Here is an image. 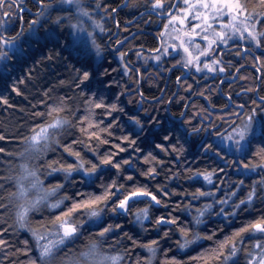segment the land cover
I'll return each instance as SVG.
<instances>
[{
	"label": "snow or ice",
	"instance_id": "obj_1",
	"mask_svg": "<svg viewBox=\"0 0 264 264\" xmlns=\"http://www.w3.org/2000/svg\"><path fill=\"white\" fill-rule=\"evenodd\" d=\"M29 3L31 8L24 4V0H0V65L14 63L20 45L25 42L23 38L26 33L44 25L46 30L58 29L60 35L67 30L68 35L76 33L77 37L87 30L90 43L84 41L86 54L94 52L99 56L111 45L112 49L117 50L123 71L129 75L133 70L126 62L127 56L135 50L137 64L141 58L144 64L155 61L157 66L162 61L172 59L173 64L168 66V70L174 67L182 69L181 75L175 78L178 89L181 86L185 91L193 89L194 78L193 83L184 79V76L192 73L198 76L216 74L208 76V79L216 81L218 76L219 81L209 84L206 80L204 87L198 93H193L204 101L203 105L198 106L192 104L190 99L179 97L184 108L180 109L179 115L173 114L167 127L161 125L157 116H152L149 123L161 129L162 136L160 142L154 143L152 150L144 151L135 147L137 137L131 132L115 135L121 131L120 116L116 114L127 115L124 107L117 99L109 102L99 94V90L91 89L92 73L87 65L81 68L73 65L76 76L69 87L75 94L72 97L67 94L52 97L45 90L43 98L33 105L35 110L29 112V124L21 122L25 134L16 139L22 147L11 155L22 159L27 157L32 161V166L22 163L21 175L10 172L0 177V182H16L13 191L0 197L3 200L0 212L13 208L15 212L12 225L5 218V226H0V233L14 230L13 226L30 233L29 238L20 241V247L0 236V264H153L158 242L168 237L170 230L171 234L179 236L176 241L179 249L189 248L190 245L195 247L197 242L214 243L200 249L196 256L188 257L187 261L171 256L165 257L161 264H168L169 261L171 264H188L191 261L196 264H264V0L252 4L249 0H143V3L139 0H121L116 7L105 0H95L91 6H87L85 0H29ZM65 5L73 11H65ZM125 5L136 10L143 9L148 17L143 21L146 28L154 23L152 17H157L154 47L145 50L143 45L135 44L124 51L122 49L130 37H123L120 33V21H114L118 29L116 33L106 27V22L111 21ZM24 12L30 16L28 20H25ZM104 36L108 39L105 40ZM116 36L121 38L114 39ZM54 55L58 56L59 52L49 51L46 59ZM226 56L231 59L226 60ZM245 69H250V73ZM135 72L140 73V68H135ZM228 74L232 83L227 91H223L221 85L227 82ZM24 81L25 76L17 77L8 85L9 90L22 94L20 85ZM135 82L139 84L140 80ZM120 95L116 94L117 97ZM140 99H144L142 92ZM156 99L153 97L152 102L155 103ZM160 99L163 100V95ZM174 99L177 98L169 96L168 102ZM214 100L218 102L213 103ZM0 103L9 105L6 93L0 94ZM98 111L110 123L98 119ZM37 120L39 123L35 122ZM128 120L134 131L142 130L139 116H128ZM67 129L74 130L77 139L69 138L67 143L62 144ZM0 138H4V133H0ZM194 139L199 141L200 155L196 156L195 161L190 156L186 165L200 163L201 156L212 157L225 163L228 168L235 165V175L240 179L232 182L230 192L220 195L227 186L226 176L223 168L212 166L203 170L187 166L168 169L165 181L175 182L185 174V182L201 185L192 191H178L177 188L166 190V185L160 183L149 187L136 180L137 175L154 180L160 174L158 169L166 162L179 164L177 159H160L155 153L156 149L182 158L188 155L186 145ZM80 144L88 149L87 155L91 159H85L79 150H75ZM101 144L110 146L103 154H100ZM53 145L74 157L75 163L49 161L42 166L38 164L37 161L45 157ZM126 149H131V152L121 159L120 154L125 153ZM4 151L0 148V153ZM42 170L61 171L66 178L69 174L76 175L78 180L85 182L86 188L93 186L97 178L102 183L95 190L77 192L72 198L64 193L59 199H50L51 194L62 191V186L57 182L45 187L40 175ZM102 172L108 173L109 178L101 177ZM189 172L190 175H187ZM249 174L255 179L250 180L247 191L241 196ZM2 187L3 183H0ZM29 190L36 194L29 195ZM171 195L182 198L171 207L186 209L191 213L190 219L182 220L168 212L155 216L153 220L150 206L165 204L166 198ZM69 199L70 206L61 211L58 206L62 207ZM142 199L148 203L143 207H132ZM214 206L225 220L236 223L235 218L241 217L239 225H214L206 232H200L198 229L205 226V216L216 215ZM46 209H56L49 226L41 223L32 227L29 215L43 213ZM105 211L130 215L141 225L150 221L154 228L164 229L163 237L157 232L155 239L143 244L133 240L129 249L145 248L148 255L140 257L137 254L135 260H125L124 257H130L129 249L111 250L115 243H119L113 233L121 229V224L108 223L103 227L93 224L94 218H101L102 221ZM78 216L82 218L77 219ZM88 224H93L96 231L89 233L86 242L77 246L75 240L80 238ZM224 227H230L231 231L217 240L216 234ZM108 236H112L113 245H104L103 241ZM125 237L131 239L128 233L121 232V238Z\"/></svg>",
	"mask_w": 264,
	"mask_h": 264
},
{
	"label": "trees",
	"instance_id": "obj_2",
	"mask_svg": "<svg viewBox=\"0 0 264 264\" xmlns=\"http://www.w3.org/2000/svg\"><path fill=\"white\" fill-rule=\"evenodd\" d=\"M107 2H110V4L115 7L117 3H121V0H107ZM249 2L252 4L256 3L257 0H249ZM122 13L123 9L118 10V17H121ZM23 39L25 42L20 45V51L17 53V58L15 59L14 63L3 64L2 70L0 72V94L6 93L10 101L8 106L0 103V133H4V138H0V148L5 149L3 153H0V177L5 176L10 172H14L16 175H21L22 169L20 168V165L22 163H28L29 166H32V161L27 157L22 159L15 155H11L19 151L22 147L20 141L16 139V137L25 134V129L24 127H21V122H23L25 125L29 124V112L30 110H35L33 105L37 100L43 98L45 90H48L50 96L52 97L64 94L72 97L75 94L69 87L71 81L76 76L73 65H75L76 68H81L83 65H87L88 69L92 73V80L90 84L91 89L99 90V93L103 95L109 102H111L113 99H117L121 106L124 107L127 115H123L121 113L116 114L120 116L119 123L121 126V131L116 132L115 135L119 136L125 131L131 132L137 137V144L135 147H139L144 151L152 150L154 143L160 142V137L162 136V130L155 128V125L149 123L152 116H157L161 122V125L163 127H167L168 125L165 123L164 117L171 120L173 118V114L179 115L180 109H182L184 106V104L180 103L179 97L183 96V98L187 100L192 95L191 93L188 94V91H185L181 86L176 95L177 99H175L174 106H172V102H169L167 108L166 103L168 97L172 96V94L165 93L163 95V100L160 99V101L156 102L157 104L153 103L152 105V103H147L149 104L148 107L151 108L152 111L149 110L150 118H145L142 117L141 113L134 112L138 102H143L140 100L138 93L133 92L123 96L125 91L135 88L136 82H132L133 84L131 88L126 87V84L123 83L121 75L118 73L120 69V63L111 60L107 62L106 53L103 55L105 58L102 57V60L94 63L91 55L89 56L90 58L86 57V55L82 52H75L76 50L74 48L68 47V44H70V36L68 35L67 30L64 31L63 35H60L58 29L46 30L42 25H39L37 30L31 31L29 36H26ZM61 43H63V45ZM66 44L67 46H65ZM49 51H57L59 52V55H54L51 59H46ZM36 61H39V63H35ZM29 69H31L30 74ZM181 72L182 71L180 69L175 70L174 76L179 75ZM19 76H25L24 84L20 85L22 94L12 92L8 88V85ZM109 81L112 83L109 84ZM186 81L188 82V80ZM171 85H174L173 78L171 80ZM81 90L83 91V89ZM222 90L226 91L223 87ZM117 93H120L121 95L117 97ZM157 95H159L158 91L155 92L150 90L148 95L144 94V98L155 97ZM217 102L218 101L216 100L213 101V103ZM143 103L141 104L145 105V103ZM193 104L198 106L203 105L204 101L200 97L195 96ZM131 115H137L140 117L143 124L141 131L136 132L133 130V126L128 120V116ZM97 118L110 123L107 118L100 115L99 111L97 112ZM35 122L39 123L38 120ZM69 138L77 139V134L72 129H67L65 131L64 138L61 140V143H67ZM109 147V145H99L100 154H103V151H107ZM186 149L188 155H185L182 158L173 157L170 153H161L158 149H156L155 153L159 155L160 159H164L166 161H169L170 158L177 159L179 160V164L166 162L162 168L158 169L160 174L154 180H150L148 177H142L139 175L136 176V180L140 183L148 184L149 187H154L155 184L160 183L166 185V190L177 188L178 191H184L185 189L192 191L194 188L200 187L201 185L198 183L193 184L185 182V174H182L175 182L165 181L164 176L168 169L175 167H180L183 169L185 166H187L198 167L199 169L203 170L208 166L219 167L224 169V174L226 176L227 186L224 187L223 191L220 192V195H225L226 193L230 192L231 186H233L232 182L240 179L239 176L235 175V165H233L231 168H228L225 163L218 162L212 157L201 156L200 163L186 165L185 162L189 160L190 156L192 160L195 161L196 156L200 155L199 141L196 139L192 140L190 144L186 145ZM75 150H79L82 157L85 159H91V156L87 155L88 149L84 148L82 144L77 145ZM130 152L131 149H126L125 153L120 154V158L123 159L124 156L126 154H130ZM49 161H59V163H75V158L70 157L69 154L64 152L61 148L53 145L46 156L42 157L39 161H37V163L42 166ZM137 168H139V165H137ZM63 173L64 172L61 171L47 170H42L40 173L42 183L45 187L54 185L57 182L61 184L62 191L59 193H54L55 199H59L64 193H67L68 197L70 198L75 197V193L95 190V187L102 183V180L97 178L94 181L93 186L86 188L84 187L85 182L83 180H78L76 175L70 174L66 178V175ZM186 174L190 175V172ZM100 176L104 179L109 178V174L104 172H102ZM251 179H255V177H252L249 174V179L245 180L244 191L240 193L241 196L247 191V185L250 183ZM0 183H3V187L0 188V197H4L5 193L13 191L16 187L15 180ZM181 199L182 198L179 195H171L166 198L167 202L165 204L156 205L154 207L150 206V216L154 220L155 216L157 215L172 212L173 215L179 216L182 220L190 219L191 213L186 209L181 207H171V205H174L177 200ZM216 199L218 200L219 196H217ZM2 202L3 200L0 199V203ZM203 202L204 201H200V203ZM13 203H15V201ZM146 203H148L146 199L138 200V202L133 204L132 207H143V205ZM70 204L71 200L69 199L64 202L62 207H58L61 211H63L64 208L69 207ZM258 206L259 205H256V207ZM225 208L227 210V206H225ZM214 211L216 215L205 216V226H201L198 229L200 232H206L214 225L217 227L221 226V224L231 225V227H236L239 225L241 217H236V223H233L232 220H225L222 216H220L219 209L215 208V206ZM55 215L56 209H46L43 213L36 212L29 215V223L32 227H37L38 224L41 223L44 224L45 227H48L51 218ZM14 217V208L7 212H0V226H5V218H7L8 224L12 225ZM80 218H82V216L77 217V219ZM108 223L121 224V229L114 230L113 233L116 237V241L119 243H115L112 239V236H108L103 241L104 245L109 246L115 243V247L111 248L112 251L122 248L129 249V244L132 243L133 240L139 241L141 244H143L147 240L155 239L157 232H159L161 237H163V228H154L150 221H146L143 223V225H141L140 223H137L134 217L130 215H122L120 213H111L109 211H105L102 221L101 218H94L93 220V224L99 225L100 227H103ZM93 224H88L85 230L81 233L80 238L75 240V244L77 246L84 244L89 236V233H94L96 231V228L93 227ZM13 229L14 230L7 231L6 234L0 233V236H3L16 247H20V241L29 238L30 233H28L25 229H15L14 226ZM230 231V227L221 228L220 232L216 234V239H220L223 235H227ZM121 232L128 233V236L131 239L128 237L122 239ZM178 239V234H171L170 230V235L168 237H164L158 242V250L153 264H161V261L165 257L171 256H176L177 259L181 261H187L188 257L196 256L197 253L200 252V249L206 248L209 244L214 243V241L197 242V246L195 247L190 245L189 248L179 249L176 245V241ZM69 247H72V245H69ZM164 249H168V251L165 252ZM105 250L109 249L105 248ZM129 253L130 257H124L125 260L129 258L135 260L137 254L140 257L148 255L147 249L141 247H136L134 250L129 249ZM168 264H171V261H169ZM188 264H196V262L191 261L188 262Z\"/></svg>",
	"mask_w": 264,
	"mask_h": 264
},
{
	"label": "flooded vegetation",
	"instance_id": "obj_3",
	"mask_svg": "<svg viewBox=\"0 0 264 264\" xmlns=\"http://www.w3.org/2000/svg\"><path fill=\"white\" fill-rule=\"evenodd\" d=\"M88 1H90L91 4L95 3V0H85L86 3H88ZM105 2L110 4V2H107V0H105ZM139 2L143 3V0H139ZM24 4L29 8L32 7V5L29 3V0H24ZM120 4L121 3H117L115 5V7L120 5ZM87 6H89V5L87 4ZM122 9H123V13L121 14V17H118V15L116 14V16L113 17V19L111 21L106 22V27L110 28L113 33H116L118 29H117L114 21L119 20L120 21V24H119L120 33H122L123 37H130L128 44H125L124 48L122 50L128 51L131 48V46L135 45V44L143 45L145 50H147L151 47H154L155 46L154 34L158 30L156 27V24H155L157 17H152L154 23L152 25H149L146 28L143 21L147 20L148 17L144 15L143 9L136 10V9L130 8L126 5L123 6ZM24 18H25V20H28L30 18L28 12H24ZM45 23H46V21H45ZM16 26L19 27V24H17ZM42 26H44V25H42ZM25 27H27V25H25ZM125 29H126V31H125ZM34 30H37V28H35ZM29 34H30V32L26 33V36L28 37ZM116 38H121V36L114 37V39H116ZM104 39L107 40L108 37L104 36ZM61 44L63 45V43H61ZM68 47H70L69 44H68ZM104 53H106V55H107V58H106L107 62H109L110 60L114 61V62H116V61L118 62L119 58L117 56V50L112 49L111 45H108V47H106ZM104 53H102L100 60L103 59L102 57L105 58V56H103ZM173 55H175V53H173ZM89 56L90 55H86V57H89ZM178 58L179 57H177V59ZM137 59L138 58L136 56L135 50H133L131 52V54L127 56L126 62L129 63V68H131L133 70L130 75L126 74L123 71V64L120 63V69H119L118 73L121 75L123 83L126 84V87L131 88L132 84H133L132 82H135V80H137V79L140 80L139 84L135 83V88H131L130 90L125 91L123 93V96H126L127 94H131L133 92H137L138 95L140 96V93L142 92L143 97H145L144 94L148 95L150 93V90L155 91V92L158 91L159 95L155 96L157 99H156L154 104H157L156 102L160 101L161 95H164L165 93H171L172 96L176 97L180 88L178 89L176 79H175L176 76H174L175 75L174 73H175V70L180 69L182 71V69L180 67H174L172 70H168V66L173 64L172 59H168L166 61L160 62L159 66H157V62H155V61H151L148 64H144L142 58L140 60V63L137 64ZM225 59L230 60L231 57L226 56ZM92 60H93V58H92ZM93 62L96 63V61H94V60H93ZM137 67L140 68V70H141L140 73L135 72V68H137ZM245 71L250 73V69H245ZM179 75H181V73ZM215 75L216 74H205L204 76H198L195 73H192L191 75L184 76V79L188 80V83H193V78L195 80V83H193V89L191 91L187 92L188 94L189 93L192 94L190 96V98H188L187 100L190 99L191 103L192 104L194 103L195 96L193 95V93H198L199 89L204 87V83L206 80L209 84H213V83L219 81L218 76H216V81L208 79V76H215ZM172 78L174 81L173 86L171 85ZM226 80H227V82L222 83L221 87L225 88V90L227 91L229 89V84L232 83L230 74H228L226 76ZM240 86L242 87L243 85H240ZM233 88L234 89L236 88L235 84H233ZM236 91L238 92V89H236ZM196 96L199 97L198 95H196ZM152 98L153 97H149V98L146 97L143 100L140 99L141 101H143L145 103V105L141 104L143 102H138L136 108L134 109V112L141 113L142 117L150 118L149 110H151V108L148 107L149 104H147V103H150V104L152 103V105H153ZM171 102H172V106H174L175 99L172 100ZM168 105H169V102L167 100V103H166L167 108H168ZM190 107H191V105L189 106V110H191ZM183 108H184V106H183ZM164 121L167 125H169L170 119H167L166 117H164ZM155 128H157V126H155Z\"/></svg>",
	"mask_w": 264,
	"mask_h": 264
},
{
	"label": "rangeland",
	"instance_id": "obj_4",
	"mask_svg": "<svg viewBox=\"0 0 264 264\" xmlns=\"http://www.w3.org/2000/svg\"><path fill=\"white\" fill-rule=\"evenodd\" d=\"M86 3V2H85ZM89 5V6H91V5H93V4H91L90 3V1H88V3H86V5ZM64 10L65 11H73V9H69L68 7H67V5H65L64 6ZM85 23H88V21H85ZM31 33V32H30ZM70 36V35H69ZM84 41H88L89 43H90V40H89V38H88V35H87V30H85V31H82V32H80L79 34H78V37H77V34L76 33H73V35H71L70 36V47L71 48H74L76 51L75 52H82V53H84V54H86V52H85V50H84V48H83V44H84ZM82 48V49H81ZM20 51V49L18 50V52ZM87 55V54H86ZM102 55V54H101ZM101 55H99V56H97V55H95V53L93 52L92 54H91V56H92V58H93V60L94 61H99L100 60V58H101ZM1 70H2V65H0V72H1ZM97 90V89H96ZM100 94V93H99ZM64 175H65V173H63ZM70 175V174H69ZM25 186H27V182L25 181ZM29 195H35L36 193L35 192H33V191H31V190H29V193H28ZM54 193L53 194H51V196L49 197L50 199H55L54 198ZM26 230V229H25Z\"/></svg>",
	"mask_w": 264,
	"mask_h": 264
}]
</instances>
